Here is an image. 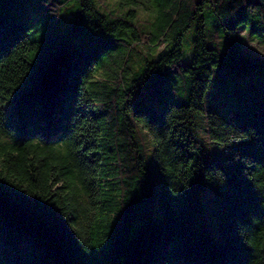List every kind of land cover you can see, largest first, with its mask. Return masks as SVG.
<instances>
[{
  "label": "trees",
  "instance_id": "16d2710c",
  "mask_svg": "<svg viewBox=\"0 0 264 264\" xmlns=\"http://www.w3.org/2000/svg\"><path fill=\"white\" fill-rule=\"evenodd\" d=\"M122 1L0 0V264H264V0Z\"/></svg>",
  "mask_w": 264,
  "mask_h": 264
},
{
  "label": "rangeland",
  "instance_id": "374dc122",
  "mask_svg": "<svg viewBox=\"0 0 264 264\" xmlns=\"http://www.w3.org/2000/svg\"><path fill=\"white\" fill-rule=\"evenodd\" d=\"M97 5L100 7L102 11L105 13L111 15V16H124L128 10L131 8L126 6L122 0H95ZM135 9L137 12V20L136 22H141L144 26H147L150 22L154 21V18L156 16V9L152 5L151 0H142V3L139 4L137 7L132 8ZM138 24V23H137ZM207 27H208V34H209V43L213 45L215 43L218 47H223L224 42L221 38L218 36L212 37L213 33V27L211 24V21L207 19ZM244 40V48L246 51L253 54L255 57L260 58L264 60V41H259L251 38L250 36L242 33ZM191 36H189L190 39ZM187 40V42L189 41ZM187 42H186V53H188L187 49ZM213 42V43H212ZM191 46V43H190ZM137 50L140 54H142L145 57L152 58V52L150 50V47L146 46L144 43L139 44L136 46ZM189 56L191 55V48ZM163 48L159 49V51H162ZM189 60V59H188ZM187 60V61H188ZM215 101L211 104V107L214 108ZM198 132L201 139L207 140V128H206V121L205 119L199 121L198 126ZM208 145L210 146V150L212 153L217 154L221 150L208 142Z\"/></svg>",
  "mask_w": 264,
  "mask_h": 264
}]
</instances>
